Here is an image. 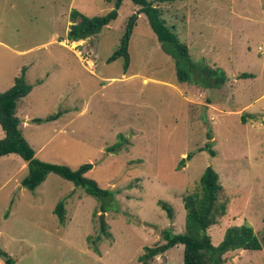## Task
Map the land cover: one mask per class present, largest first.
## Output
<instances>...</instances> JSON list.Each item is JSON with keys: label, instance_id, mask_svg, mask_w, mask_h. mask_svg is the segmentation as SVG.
Segmentation results:
<instances>
[{"label": "rangeland", "instance_id": "374dc122", "mask_svg": "<svg viewBox=\"0 0 264 264\" xmlns=\"http://www.w3.org/2000/svg\"><path fill=\"white\" fill-rule=\"evenodd\" d=\"M152 1L187 44L198 71L192 79L178 80L144 13L132 27L128 67L122 57L108 61L138 11L131 0H122L98 33L77 41L66 39L70 11L103 15L113 1L0 0V92L23 66L32 85L16 105L23 136L41 160L91 163L86 176L112 195L91 196L53 172L29 190L21 185L26 162L15 153L0 156V250L19 264H143L138 256L164 243V228L183 232L182 196L197 190L207 166L227 200L225 215L208 228L212 244L240 224L261 242L264 0ZM209 67L224 72L223 84L206 83L211 77L200 71ZM58 110L57 119L33 121ZM207 143L215 155L199 150ZM158 200L172 206V219ZM59 201L63 222L54 212ZM101 215L109 237L99 232ZM182 253L177 244L147 264H181ZM224 256L225 264H264V246Z\"/></svg>", "mask_w": 264, "mask_h": 264}, {"label": "trees", "instance_id": "16d2710c", "mask_svg": "<svg viewBox=\"0 0 264 264\" xmlns=\"http://www.w3.org/2000/svg\"><path fill=\"white\" fill-rule=\"evenodd\" d=\"M113 1V8L103 15L87 16L84 13L72 9L69 17L73 23L70 24L66 33V39L77 41L86 39L98 33L103 26L117 17L118 9L122 0ZM138 5V11L134 12L127 20L122 36L113 53L108 57L112 61L122 57L124 69L129 64L128 44L132 27L139 13L147 17L152 31L162 43V49L170 55L174 63L176 76L180 81H186L194 72H198L196 64L191 60L188 46L178 39L164 18L158 5H153L152 0H131ZM157 2H171L174 0H155ZM204 77L209 78L208 85L220 86L224 83L226 76L218 67L202 68L200 71ZM251 73H240L239 77H251ZM212 83V84H211ZM32 89V85L25 80V66L20 73L13 78V84L3 92H0V126L4 132L0 138V156L15 153L19 155L27 166V174L21 179V185L29 190L35 189L41 184L48 173L53 172L61 177L72 181L76 186L94 197H111V193L102 188L97 181L86 176L91 169V163H82L76 168L63 163L44 161L35 156V151L23 136L16 115L17 101L26 96ZM64 110H58L47 115L44 119L34 118L33 121L54 120L63 114ZM241 117H244L243 114ZM264 123V120H263ZM207 149L211 155L215 150L207 143L199 150ZM185 209V225L183 232L174 233L171 227L162 230L164 243L157 246H145L144 252L138 256V261L147 264L153 256L177 245H183L181 264H225V254L236 249H260L264 246V235L261 242L255 236L251 226L246 224L231 225L224 231L222 240L218 245H213L208 228L226 213L227 200L223 197V186L219 181V175L211 166H207L198 180V188L193 193L182 196ZM158 204L165 211L168 218H173V208L167 202L158 200ZM60 221H64L65 209L63 201H59L54 209ZM100 234L109 237L108 225L101 215L99 217ZM6 255L3 264H19L16 259L0 250V255Z\"/></svg>", "mask_w": 264, "mask_h": 264}, {"label": "water", "instance_id": "95a60500", "mask_svg": "<svg viewBox=\"0 0 264 264\" xmlns=\"http://www.w3.org/2000/svg\"><path fill=\"white\" fill-rule=\"evenodd\" d=\"M2 256H3L4 260H5V258H6V255H4V254H3Z\"/></svg>", "mask_w": 264, "mask_h": 264}, {"label": "crops", "instance_id": "0c3cea01", "mask_svg": "<svg viewBox=\"0 0 264 264\" xmlns=\"http://www.w3.org/2000/svg\"><path fill=\"white\" fill-rule=\"evenodd\" d=\"M69 29V28H68ZM68 29H67V31H68ZM67 33V32H66ZM25 69H26V67H25ZM13 84V83H12ZM25 164H23V166H24Z\"/></svg>", "mask_w": 264, "mask_h": 264}, {"label": "bare ground", "instance_id": "6f19581e", "mask_svg": "<svg viewBox=\"0 0 264 264\" xmlns=\"http://www.w3.org/2000/svg\"><path fill=\"white\" fill-rule=\"evenodd\" d=\"M76 43H72V45L74 46Z\"/></svg>", "mask_w": 264, "mask_h": 264}]
</instances>
